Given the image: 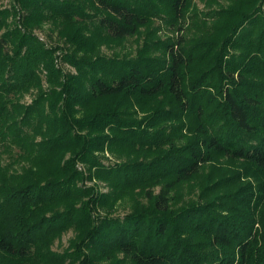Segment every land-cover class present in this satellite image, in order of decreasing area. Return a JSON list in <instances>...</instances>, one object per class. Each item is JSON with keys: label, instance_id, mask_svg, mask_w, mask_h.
Returning <instances> with one entry per match:
<instances>
[{"label": "trees", "instance_id": "obj_1", "mask_svg": "<svg viewBox=\"0 0 264 264\" xmlns=\"http://www.w3.org/2000/svg\"><path fill=\"white\" fill-rule=\"evenodd\" d=\"M14 1L23 31L0 34V264H264V0ZM46 23L75 73L31 34ZM142 34L134 57L102 53ZM12 148L19 170L1 160Z\"/></svg>", "mask_w": 264, "mask_h": 264}, {"label": "rangeland", "instance_id": "obj_2", "mask_svg": "<svg viewBox=\"0 0 264 264\" xmlns=\"http://www.w3.org/2000/svg\"><path fill=\"white\" fill-rule=\"evenodd\" d=\"M198 8L203 9V2L201 0H195ZM25 12L21 9L20 5L16 3L14 0H0V34L7 30L17 29L23 31V27L21 26V20L24 17ZM3 19V21H2ZM31 34L34 35L39 41H41L46 48H51L56 50L54 55L57 57L56 64L63 71V73H75L74 69L63 61L62 57L64 53H71L72 47L69 43H66L62 38H60L57 34V31L52 27L50 23L44 24L40 28H35L31 30ZM164 30L160 33L163 34ZM144 39V35H136L134 37H129L124 43L112 49L102 48V53L109 57L113 54V51H116L118 55L122 56L125 54H129L131 57H134L137 49L142 45ZM45 74L41 73L42 86L43 89H47V85L44 81ZM36 89H31L28 93L24 94L20 99L14 100L21 104L28 105L32 103L33 99L37 95ZM1 151V149H0ZM18 149L12 148V150L8 152L2 153V163L4 165L12 166L13 170H19V166L21 164L15 163L14 161L17 158ZM110 161H114L111 157ZM106 161V160H105ZM107 163V162H105ZM78 169L80 171H84L85 169L83 165L79 164ZM79 185L83 187H95L102 192L106 191L103 183L95 182V181H84ZM157 192V190H155ZM192 199L195 198V195L190 196ZM131 207L130 204L125 203L122 206H119L117 211L114 213V216L123 217L124 215L130 213ZM75 237V231L73 229H69L64 232L58 239H56L52 245V250L57 254H62L70 245L71 241ZM69 263V259L66 260L65 264Z\"/></svg>", "mask_w": 264, "mask_h": 264}]
</instances>
